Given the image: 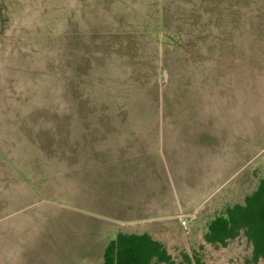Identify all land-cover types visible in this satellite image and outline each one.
I'll return each mask as SVG.
<instances>
[{
  "label": "rangeland",
  "instance_id": "obj_1",
  "mask_svg": "<svg viewBox=\"0 0 264 264\" xmlns=\"http://www.w3.org/2000/svg\"><path fill=\"white\" fill-rule=\"evenodd\" d=\"M263 176L264 0H0V264H252L203 235Z\"/></svg>",
  "mask_w": 264,
  "mask_h": 264
},
{
  "label": "trees",
  "instance_id": "obj_2",
  "mask_svg": "<svg viewBox=\"0 0 264 264\" xmlns=\"http://www.w3.org/2000/svg\"><path fill=\"white\" fill-rule=\"evenodd\" d=\"M172 46H177L175 33ZM175 37V38H173ZM242 233L251 245V263H264V176L242 203L225 207L206 225L204 241L225 245ZM175 264L165 245L148 233L117 232L104 246L101 260L94 264Z\"/></svg>",
  "mask_w": 264,
  "mask_h": 264
},
{
  "label": "crops",
  "instance_id": "obj_3",
  "mask_svg": "<svg viewBox=\"0 0 264 264\" xmlns=\"http://www.w3.org/2000/svg\"><path fill=\"white\" fill-rule=\"evenodd\" d=\"M32 176V175H31ZM41 176V175H40ZM43 176V175H42ZM46 176H48V175H46ZM55 176H57V175H55ZM31 190V189H30Z\"/></svg>",
  "mask_w": 264,
  "mask_h": 264
}]
</instances>
